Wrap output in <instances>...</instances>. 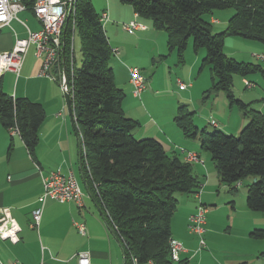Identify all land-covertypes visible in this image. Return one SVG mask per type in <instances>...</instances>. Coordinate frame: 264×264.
Segmentation results:
<instances>
[{
	"label": "trees",
	"instance_id": "1",
	"mask_svg": "<svg viewBox=\"0 0 264 264\" xmlns=\"http://www.w3.org/2000/svg\"><path fill=\"white\" fill-rule=\"evenodd\" d=\"M120 1L130 5L155 30L166 32L168 50L177 52L179 63L185 61L190 38L196 52L206 50L200 71L209 68L212 87L204 99L223 91L231 106L247 111L250 121L239 136L222 130H200L194 124L195 112L182 105L174 122L186 138L199 139L221 183L230 186L232 192L238 191L239 182L246 184L248 208L264 213V114L250 109L233 94L235 75L247 77L261 72L264 76V70L260 64L238 61L224 53L227 36H241L264 45V0ZM23 2L31 9L35 0ZM228 8L235 9L236 14L225 32L214 33L204 16ZM76 32L83 57L79 67L75 56L73 64L70 59ZM63 36L65 69L83 144L82 172L86 186L122 244L123 264H133L134 258L139 264H190L188 259H172L170 241L171 222L179 204L177 195L195 196L202 187L193 165L169 155L154 138L134 136L140 122L128 118L124 111L126 94L115 81L113 48L92 0H79ZM45 119L41 104L7 93L0 78V123L6 129H19L32 156ZM80 183L85 188L82 180ZM251 236L264 240V229H256Z\"/></svg>",
	"mask_w": 264,
	"mask_h": 264
},
{
	"label": "crops",
	"instance_id": "2",
	"mask_svg": "<svg viewBox=\"0 0 264 264\" xmlns=\"http://www.w3.org/2000/svg\"><path fill=\"white\" fill-rule=\"evenodd\" d=\"M105 10L108 11L107 9L102 11ZM20 15L25 19L20 18ZM34 18L36 19L32 11H22L18 14V19L3 27L0 30V51L11 50L18 38H26L19 36L15 28L16 23L21 24L27 35V27L32 31H38L28 24V20L32 22L35 21ZM118 18L122 21L121 26L135 20L146 27L130 34L120 26L119 22L113 21L114 18L110 13L109 21L105 25L109 29V32L105 30L111 47L120 52L118 56H114L115 60L111 62V65L115 72L116 84L126 94L123 101L124 111L128 118L140 122V126L134 131V136L137 139L158 140L171 156L177 155L184 159L180 153V148H184L199 153L204 160V163H192L194 174L202 186L200 196H178V210L171 222L172 238L183 244L185 251L181 254V259H188L190 264H215L213 260L215 258L207 250L209 246L214 249L215 235L222 229L218 218L219 208L208 210L205 224L207 230L204 234L207 241L205 240L206 247L203 249H200L199 237L188 229L189 217L196 212L201 203L207 207H216L217 201L226 197L234 204L236 196L233 195L230 186L221 183L210 156L201 150L199 139L191 141L186 138L174 122L179 108L182 105L190 108L189 103H193L197 97L195 78L198 76L196 73L202 55L192 58L188 76L183 73V77H177V82L181 81L189 86L181 90L179 84L177 85L172 79L174 78L172 70L170 69L167 73L165 63L170 52L166 32L155 30L149 22L143 21L134 11H128L125 16ZM210 22L218 23L213 18ZM31 49L35 53V46L32 45L29 51ZM28 53L18 77L12 73H5L2 76L3 87L15 98H27L41 104L46 112V119L39 131L40 141L33 156L28 152L20 134H12L10 129L4 128L0 123V208H9L22 228L20 242L17 244L0 239V262L4 264L14 261L22 264H78L75 255L86 251L90 253L91 264H115L113 244L118 242L107 227L96 201L91 199L84 187L83 207L73 202L59 203L47 200L44 205L40 202L44 193L43 177L56 171L58 167L64 175L73 172L81 182L79 138L75 132L77 139L75 151L76 141L71 135L72 123L68 111L66 114L64 108V119H58L56 115L54 116V111L61 104V100L54 98L46 100V94L43 93V86L44 91L48 87L56 90L57 88L41 75V59H37L35 55L36 61L28 59ZM155 64L157 69L149 77ZM134 65L150 68L149 78L145 77L147 87L140 97L135 96L130 82L129 69L135 67ZM168 68L171 67L168 66ZM177 72L178 69H176ZM198 72H201L200 69ZM206 89L207 86L202 87V93L209 90ZM58 94L60 95L59 91ZM257 109L264 112L262 107ZM193 111L196 113V110ZM248 121L249 118L236 117L234 123L229 121L224 127L239 133ZM218 127H220L219 124ZM38 208L43 209L42 220L40 226L35 229L32 227V214ZM232 209V213L228 216L230 225L234 226L237 223L241 239L250 246L242 250L223 252L221 256L215 254L217 260H220L222 264H250L256 262V253H261L264 259L263 248L256 249L252 241L255 238L251 236L256 229L264 228L262 215H256L254 213L256 211L250 210L248 206L238 212L234 205ZM239 213L242 214L243 219L238 222ZM75 222L86 224L85 236L76 234ZM260 264H264V260H260Z\"/></svg>",
	"mask_w": 264,
	"mask_h": 264
},
{
	"label": "built area",
	"instance_id": "3",
	"mask_svg": "<svg viewBox=\"0 0 264 264\" xmlns=\"http://www.w3.org/2000/svg\"><path fill=\"white\" fill-rule=\"evenodd\" d=\"M79 0H35L31 9L24 4L23 0H0V30L10 25V23L18 19V14L22 11L30 10L35 15L36 19L42 24V28L38 31H32L27 26L28 36L26 38H18L14 47L11 50L0 51V78L5 73H12L18 77L21 73L26 55L29 48L33 45L36 48V57L41 59V75L49 80L59 82L64 93L70 92L67 72L65 69V41L63 33L67 29L69 20L75 16L76 7ZM100 22L103 26L109 21L108 11H102L99 15ZM24 24V23H23ZM75 24H73V28ZM122 28L130 34H134L138 29L146 28L145 25L137 21L122 24ZM114 56L120 54L118 49H113ZM74 38L72 39L70 59L71 64L74 61ZM255 57L259 61L264 62V53L256 54ZM130 82L134 88V94L140 97L142 92L147 87V80L142 71L138 67L129 69ZM181 90L187 89L189 86L181 81H178ZM248 87L254 85L248 84ZM215 128L218 127L216 121L210 123ZM12 134H20L17 127L10 129ZM180 153L184 160L188 163H204L199 153L187 151L180 148ZM44 193L40 198V202L44 205L47 200H54L59 203H76L79 207L84 206V190L78 178L71 172L69 175H64L61 170L53 171L49 175L43 177ZM242 183L239 182L237 187L240 188ZM202 189V187H201ZM200 192L195 194L199 197ZM42 208L33 211L32 218L33 228H38L42 220ZM208 207L202 203L198 206L196 212L189 217L188 229L192 234L199 237L200 249L206 247L204 234L206 232V214ZM75 227L78 232L85 236L87 227L85 223L75 222ZM22 228L18 221L13 217L9 208H0V239L10 241L13 244L20 242V233ZM171 257L174 261L181 259V254L185 251L183 244L178 240L171 239L170 241ZM78 264H91L90 253L83 251L75 255ZM0 264H4L0 262ZM8 264H22L18 261ZM133 264H139L137 259H133ZM147 264H154L149 261Z\"/></svg>",
	"mask_w": 264,
	"mask_h": 264
},
{
	"label": "rangeland",
	"instance_id": "4",
	"mask_svg": "<svg viewBox=\"0 0 264 264\" xmlns=\"http://www.w3.org/2000/svg\"><path fill=\"white\" fill-rule=\"evenodd\" d=\"M92 3L96 9V11L99 13V15L102 13V10L107 9L109 13L113 16V21L119 22L120 26L122 21L118 17H123L127 14L128 11H133L132 7L128 4H123L120 0H92ZM236 14V10L233 8H228V9H217L214 10L212 13L207 14L204 16V19L206 21H209L213 18L215 19L218 23L212 24V30L214 33H221L225 32L228 28V23L229 20ZM25 19L24 16L20 15V18ZM35 19V18H34ZM29 26L34 29V30H39L42 27V24L35 21L29 22ZM110 25V24H109ZM105 27V26H104ZM107 27V28H106ZM105 29L109 32L108 26H106ZM122 27V26H121ZM15 28L19 33V36L21 37H27V32L26 30L21 26L20 23L15 24ZM193 39L190 38L188 41V47L187 50L185 51L184 54V60L186 63H179L178 57H177V52L174 51L168 52V60L165 63L167 67V73L169 70H172V73L174 75L173 81L177 82V77H183L182 74L188 76L189 75V70H190V65H191V60L193 57L200 56L201 61L200 65L197 68V73L198 76L195 78V82L197 84V92L195 95V101L193 103H189L190 110H196V117L194 119V124L199 127L200 130L206 128L209 132H213L214 130H222L228 135L234 134L235 136H239V133H235V131H231L230 128L225 129V125L229 121L234 123L236 117H243V118H250L249 115L247 114V111H243L240 109L237 105L231 106V102L227 96V94L223 91L219 92H214L212 93L209 97L204 99L205 92L202 93L201 88H206L211 89L212 87V80H211V73L208 67H205L200 73L198 72V69H200L202 65V61L204 60L206 56V50L204 48H201L196 52L193 48ZM33 49H31L29 52H31L28 55V59H34L35 61L38 59L35 55V53L32 52ZM261 52H264V45L258 41L255 40H249L246 38H243L241 36H227L226 37V42L224 45V53L230 57L234 58L238 61L242 62H248V63H253V64H260L264 70V62L259 61L255 55L256 54H261ZM74 53H75V59H76V66H80L82 64V51H81V42H80V37L78 32L75 33L74 36ZM37 59H35V57ZM115 60V57L113 56L111 62ZM177 64V65H176ZM135 67H138L143 75L146 78H149L154 71L157 69V65H153L154 70L151 72V74L148 77V74L150 73V68L149 67H139L138 65H134ZM171 67V68H168ZM176 69H178V72L176 73ZM179 74V75H177ZM49 80V79H48ZM188 80V79H187ZM52 84L57 88L59 91L60 95L58 94V91L55 88L48 87L46 91H44V86H43V93L46 94V100H61V104L58 106V108H55L54 111V116L56 115L58 119H64L65 111L64 108L66 109V114L68 111L67 104H66V99H65V93L59 84V82H55L50 80ZM248 84L254 85V88L248 87ZM175 85V84H174ZM205 86V87H204ZM206 89V90H207ZM201 90V91H200ZM67 93V92H66ZM70 93V92H69ZM233 94L234 97L238 100L243 101L246 104L250 105V109H255L258 110L257 108L262 107L264 109V76L261 72L255 73V74H250L247 77H243L241 75H235L234 77V85H233ZM71 95V93H70ZM140 102V101H139ZM146 106V105H145ZM54 110V109H53ZM264 113V112H263ZM69 114V113H68ZM69 119V117H68ZM216 121L220 127L215 128L212 126L210 123L211 121ZM250 121V119H249ZM248 121V123H249ZM247 123V124H248ZM246 124V125H247ZM245 125V126H246ZM71 135L75 139V151L77 150V139L75 136V130L73 126H71ZM240 132V131H239ZM194 141V140H191ZM201 145V142H200ZM186 150V149H185ZM189 151V150H187ZM61 170V168H57L56 171ZM62 171V170H61ZM249 183V182H248ZM247 183V184H248ZM233 195L236 196V202L233 204L231 199L226 198L221 200L219 199L216 203V207H210L208 206V210H212L214 208L218 209L219 208V221L220 225L222 226L221 231L217 232L215 235L216 241L213 245L212 249L210 246L207 251L213 255L215 259L214 263L215 264H222L220 260H217V257L215 254L218 256V254L221 256L224 253L229 252V250H242L244 248H248L250 244L246 243L243 241L240 237L239 229L237 228V223L232 226L230 225L229 222V214L232 213V207L233 205L236 208V212L241 210L244 207H247V187L246 184L241 186L237 192H232ZM181 194H178L180 196ZM219 206V207H218ZM256 215H262L264 219V213L261 212H254ZM206 219H207V214H206ZM243 219V216L241 213L238 214V222ZM80 223V222H78ZM86 225V224H85ZM75 226V225H74ZM231 227V228H229ZM76 229V234L78 236H81ZM206 229V227H205ZM228 229V230H227ZM264 229V228H263ZM207 230V229H206ZM195 235V234H194ZM88 237V236H87ZM204 237V236H203ZM85 238L86 237H81ZM205 240L206 236L204 237ZM114 239V238H113ZM115 241V239H114ZM254 243V247L256 249L263 248L264 250V240L262 239H254L252 240ZM12 243V242H11ZM115 246V264H123V253L120 248V246L116 243L113 244ZM263 255L261 253H256L255 255V260L256 262H252L250 264H260V260L263 261L264 259L262 258ZM219 258V257H218ZM259 261V262H258Z\"/></svg>",
	"mask_w": 264,
	"mask_h": 264
},
{
	"label": "water",
	"instance_id": "5",
	"mask_svg": "<svg viewBox=\"0 0 264 264\" xmlns=\"http://www.w3.org/2000/svg\"><path fill=\"white\" fill-rule=\"evenodd\" d=\"M65 99H66V104H67L68 113H69V116H70V119H71L72 126H73V128H74V130L77 133V136L79 138V154H78V156H79L81 180L83 182V185L85 186V189H86L87 193L89 194L91 199L95 201V199L93 198L92 194L90 193L88 187L86 186V180H85L84 174L82 172V167H81L80 161L82 159L83 144H82L81 136H80L79 129H78V126H77V122H76V119H75V115H74V108H73V104H72V98H71V95H70L69 92L65 93ZM104 221H105L107 227L109 228V230L111 231L112 235L114 236V238L118 242L120 248L122 249V252L124 253L122 244L120 243L118 237L115 235L114 231L112 230L110 224L108 223V221H107V219L105 217H104Z\"/></svg>",
	"mask_w": 264,
	"mask_h": 264
}]
</instances>
